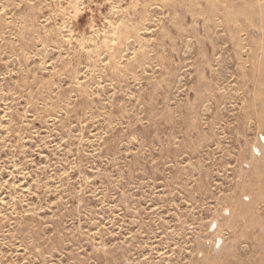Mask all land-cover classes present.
Here are the masks:
<instances>
[{"label": "rangeland", "instance_id": "1", "mask_svg": "<svg viewBox=\"0 0 264 264\" xmlns=\"http://www.w3.org/2000/svg\"><path fill=\"white\" fill-rule=\"evenodd\" d=\"M0 264H264V0H0Z\"/></svg>", "mask_w": 264, "mask_h": 264}]
</instances>
